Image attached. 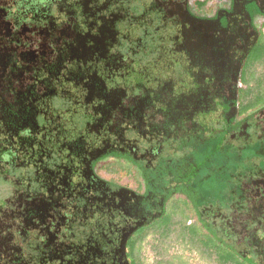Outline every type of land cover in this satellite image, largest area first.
Here are the masks:
<instances>
[{"label": "rangeland", "instance_id": "374dc122", "mask_svg": "<svg viewBox=\"0 0 264 264\" xmlns=\"http://www.w3.org/2000/svg\"><path fill=\"white\" fill-rule=\"evenodd\" d=\"M0 117V264H264V0H0Z\"/></svg>", "mask_w": 264, "mask_h": 264}, {"label": "trees", "instance_id": "16d2710c", "mask_svg": "<svg viewBox=\"0 0 264 264\" xmlns=\"http://www.w3.org/2000/svg\"><path fill=\"white\" fill-rule=\"evenodd\" d=\"M1 118V117H0ZM56 130L57 129H55V134H56V138H57V146H58V149L60 150L59 151V155H60V157H61V155H63L62 153H61V143H60V141H61V139L59 140V137H58V134H57V132H56ZM119 136H122V134H116L115 136H110V137H107V138H104L101 142V144L99 145V146H96V144H95V146H94V148H93V151H91V152H88V155L89 156H84L83 157V159H84V161H83V163H85L84 165H83V167H82V169H83V172H84V175H86V174H91V169L90 168H88V164L89 163H92V161L94 160V157H93V155H92V153L94 152V153H96V154H98V155H100L101 154V152L103 151L102 150V148H103V146H106V145H110V144H115L117 141V139L119 138ZM102 138V137H101ZM106 140V141H105ZM67 141V140H66ZM97 141L98 142V140L97 139H95V138H89V136H86L85 135V139H84V143L86 144V143H88L89 145H90V143L91 142H93V143H95V142ZM104 141V142H103ZM131 140L130 141H128V145H130V147H133V148H131V149H136L137 148V144H136V141H132L131 143ZM130 143V144H129ZM92 144V143H91ZM160 144L158 145V146H154L153 147V149H152V151L153 152H158L161 148H160ZM87 151H85V152H83V153H86ZM82 155L83 154H81L80 155V157H82ZM110 156V155H109ZM104 157H107V156H104ZM104 157H101V158H104ZM61 158H64V157H61ZM60 158V159H61ZM100 159V158H99ZM98 159V160H99ZM98 160H96V162H95V164L93 165L94 166V170L96 171V172H98L99 171V169L100 168H102V166L101 167H99L98 165H97V162H98ZM118 160H120V157H119V159ZM115 161H117V160H115ZM114 161V162H115ZM126 161V160H125ZM124 161V162H125ZM58 165H60V161H59V164ZM57 173L58 171L57 170H55V169H51V173ZM51 186H52V184H51ZM49 187H50V185H49ZM172 206V205H171ZM174 207V210H173V218L175 217V215H177V214H179V212L180 211H178V210H176L175 209V205L173 206ZM163 228V224H162V222H160V220H158V219H154L152 222H150L149 221V218L147 219V218H145V219H143V221H138V222H136V224H135V226L134 227H132V233L130 234V235H128V237L126 238V239H124V244H125V246L127 247V251L125 252V253H127L128 251L131 253V254H133V255H135V257L137 258V255L139 256V251H140V249H141V246H142V243L144 242V240L152 233V232H154L155 230H160V229H162ZM136 233H139L138 235L136 234ZM183 236H186L187 237V235L189 236V239L191 240V236L188 234V233H186V234H182ZM193 243H198V245H200L201 247H204L206 250H208V251H212V253H214L215 255H216V260H217V262H220L221 264H228V263H232V264H235L234 263V261H237L235 258H234V254L231 252V251H229L228 249H226L227 251L225 252V254L224 255H222L220 258L219 257H217V254L218 253H220V251H223V249L221 248V247H216V249H207L206 248V244H201V243H199V242H195V241H192ZM138 259V258H137ZM238 262V264H244V262H240L239 263V261H237ZM141 264H142V262H141Z\"/></svg>", "mask_w": 264, "mask_h": 264}, {"label": "flooded vegetation", "instance_id": "af4514ba", "mask_svg": "<svg viewBox=\"0 0 264 264\" xmlns=\"http://www.w3.org/2000/svg\"><path fill=\"white\" fill-rule=\"evenodd\" d=\"M53 174V173H52ZM52 183H50V185H51Z\"/></svg>", "mask_w": 264, "mask_h": 264}]
</instances>
